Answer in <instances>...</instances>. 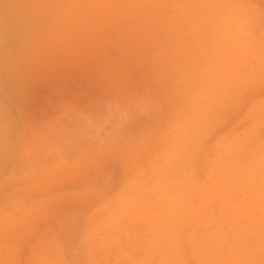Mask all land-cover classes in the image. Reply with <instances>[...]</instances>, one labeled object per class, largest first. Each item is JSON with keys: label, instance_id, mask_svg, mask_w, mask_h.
Masks as SVG:
<instances>
[{"label": "clouds", "instance_id": "9594fccd", "mask_svg": "<svg viewBox=\"0 0 264 264\" xmlns=\"http://www.w3.org/2000/svg\"><path fill=\"white\" fill-rule=\"evenodd\" d=\"M85 7L117 6L50 0L34 22L0 33V264H264V95L258 115L246 113L216 146L258 179L259 259L145 228L138 200L142 176L191 177L208 155L213 120L240 110L256 87L264 94V0L155 6L222 44L223 67L206 79L198 107L191 79L206 74L155 52L113 55L102 29V63L62 69L53 39Z\"/></svg>", "mask_w": 264, "mask_h": 264}, {"label": "rangeland", "instance_id": "374dc122", "mask_svg": "<svg viewBox=\"0 0 264 264\" xmlns=\"http://www.w3.org/2000/svg\"><path fill=\"white\" fill-rule=\"evenodd\" d=\"M50 0H0V33L22 29L34 22ZM85 7L62 33L54 37L53 47L61 60L60 67L74 65L94 69L102 61L97 52V33L103 30L108 52L118 55L135 49L155 52L190 71L199 69L204 79L192 77V104L204 90L208 77L223 67L222 44L200 31L186 19L177 18L166 9L155 7L170 0H61ZM256 87L237 112L220 114L212 122L207 140L208 155L195 161L197 171L188 177L142 176L143 191L138 200L139 223L145 228L177 230L193 234L207 251L234 253L241 250L259 259L262 220L258 179L238 173L228 157L221 155L226 145L240 131L238 121L248 112L258 115L262 98ZM210 119H212L210 117ZM166 155L162 151L160 157ZM220 155L219 163H214Z\"/></svg>", "mask_w": 264, "mask_h": 264}]
</instances>
